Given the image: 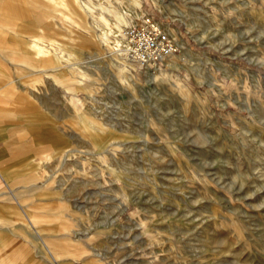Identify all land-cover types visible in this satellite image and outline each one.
Wrapping results in <instances>:
<instances>
[{"label":"rangeland","instance_id":"obj_1","mask_svg":"<svg viewBox=\"0 0 264 264\" xmlns=\"http://www.w3.org/2000/svg\"><path fill=\"white\" fill-rule=\"evenodd\" d=\"M72 1L0 0V264H264V0H139L186 49L138 72Z\"/></svg>","mask_w":264,"mask_h":264},{"label":"bare ground","instance_id":"obj_2","mask_svg":"<svg viewBox=\"0 0 264 264\" xmlns=\"http://www.w3.org/2000/svg\"><path fill=\"white\" fill-rule=\"evenodd\" d=\"M129 1H130V4L127 10H123V6H124L123 0H110V2H112L111 3L112 5L107 6V5L101 4L98 7L99 14L98 16H95V23L100 27H98V36H97V33L96 34L94 33V37L96 38V41H98V44L100 46L103 45L106 48H108L110 57L113 60H116L123 67V70H127L128 72H138L137 71L138 68L136 69L135 65L129 62L124 54V45H125L124 40H123L124 29L122 31L121 28L130 26L131 24L136 23L135 21H138L141 19V16L137 13V10L141 9V2L139 0H129ZM90 12H91V9H90ZM107 15L112 17L113 21L117 23L115 24V28L118 29L117 30L118 33L115 36V39H116L115 46H111V37H113L114 32L109 33L107 31V28L111 25V22L107 18ZM178 15L183 16V13H180ZM167 28H168V31L171 37L175 38V40L179 44V47L181 49L180 51L183 52L186 48H184V44L179 41V38L177 37L175 30H173L170 27V25H167ZM30 49L32 50L34 54H36L40 58H47L52 54V52L56 56H58V52L56 51L57 49L52 47L53 49L52 51L50 47L44 46L37 41L32 42V44L30 45ZM181 60H182L181 56L177 57L176 55H173V56L167 57L161 63L163 64L166 61L170 62L172 64V70H173L180 65ZM171 71H169V68H168V71L164 69H160V72H161L160 77L155 76L149 72L147 74L151 82H156L157 80L165 81L164 78L172 74ZM79 75L82 78L85 77V75L81 72L79 73Z\"/></svg>","mask_w":264,"mask_h":264},{"label":"built area","instance_id":"obj_3","mask_svg":"<svg viewBox=\"0 0 264 264\" xmlns=\"http://www.w3.org/2000/svg\"><path fill=\"white\" fill-rule=\"evenodd\" d=\"M124 54L142 69H152L179 52L176 41L153 18L143 17L124 28Z\"/></svg>","mask_w":264,"mask_h":264},{"label":"crops","instance_id":"obj_4","mask_svg":"<svg viewBox=\"0 0 264 264\" xmlns=\"http://www.w3.org/2000/svg\"><path fill=\"white\" fill-rule=\"evenodd\" d=\"M75 1V2H74ZM91 0H86V1H82V0H73L72 2L74 3V5H72V6H70V5H62V7H66L67 9H69V10H72L73 8H75V9H77L78 10V16H79V18L80 19H83V20H88V18H90V19H92V21L94 22V24H95V16H94V14L92 13V12H90V9H89V7H82L83 5H84V3L86 2L88 5L91 3L90 2ZM60 5V4H59ZM82 5V6H81ZM87 5V6H88ZM5 10H6V12L4 13V16H5V18L6 19H9V18H14V17H18L17 15H18V13L21 11V9H19L18 7H15V6H8V7H6L5 8ZM86 10V11H85ZM21 13V12H20ZM88 34H90L93 38H95L94 37V32L92 31V27H91V32L90 33H88ZM82 39V38H81ZM23 42H24V45H25V49H26V56L27 57H32V55H33V57L36 59V60H42V59H45V58H40L39 56H37L36 54H34L33 52H32V50L30 49V45L32 44V42H34V41H37V42H39L40 44H42V45H44V46H46L45 44H44V42L40 39V38H37V37H35V38H32V39H27V40H25V39H23L22 40ZM29 45V46H28ZM50 46H51V49H52V47L53 48H55V49H57L56 51L58 52V50H60V52H58V53H63L62 52V49H61V47H60V44L57 42V41H55V42H51L50 44H49ZM47 47H49V46H47ZM52 51H53V49H52ZM76 57V56H75ZM77 58V57H76ZM54 59L56 60V61H59V60H61V59H57L56 57H54ZM77 66L78 65H76L75 63H73L72 64V68L73 69H75L78 73H79V70L77 69ZM17 121H18V119H15V120H13V122H14V124H13V128L15 127V129H17V128H19L21 131L20 132H18V131H15L14 130V132H12L13 133V140H14V143L15 144H20L21 142H24L25 140H27L28 139V136L30 135V133H35V131H29L26 127H25V125H23V124H19V123H17ZM8 139V140H7ZM10 139V140H9ZM12 140V138H10L9 137V135H3L2 137H0V141L2 142L3 141V143H2V146H1V144H0V151H4V153H5V149H6V146H5V144L6 143H8V141H11ZM5 143V144H4ZM3 154V153H2ZM3 157V156H2ZM6 197V196H5ZM27 234H29L28 235V237L29 238H31L30 239V241L32 242V243H34V244H38V241H37V239L30 233V232H28Z\"/></svg>","mask_w":264,"mask_h":264}]
</instances>
